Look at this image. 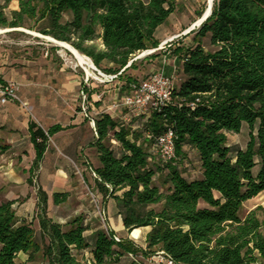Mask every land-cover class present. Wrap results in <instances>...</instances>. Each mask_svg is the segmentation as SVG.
Instances as JSON below:
<instances>
[{
  "label": "trees",
  "instance_id": "trees-1",
  "mask_svg": "<svg viewBox=\"0 0 264 264\" xmlns=\"http://www.w3.org/2000/svg\"><path fill=\"white\" fill-rule=\"evenodd\" d=\"M14 2L17 8L7 12ZM174 12L175 0H0V29L24 28L64 42L102 73L124 80L127 89L136 81L127 75L137 68L135 56L159 47L156 30ZM194 40L192 47L172 52L182 61V80L171 103L150 111L141 127H127L106 113L94 118L97 192L103 203L115 201L127 233L149 229L146 247L130 239L116 242L102 227L88 240L80 216L53 222L39 190L38 232L32 222L17 219L14 202L0 204V264H40L38 256L43 264H112L157 250L178 264L264 260L258 209L240 215L245 202L264 192V0H215ZM242 124L247 143L232 148L227 135L238 134ZM168 128L175 135L176 160L162 163L149 149ZM29 129L37 168L49 138L65 128L44 131L31 122ZM187 149L197 156L199 179L188 180L180 170ZM67 197L54 194L53 203ZM85 251L91 257L84 261Z\"/></svg>",
  "mask_w": 264,
  "mask_h": 264
},
{
  "label": "crops",
  "instance_id": "crops-1",
  "mask_svg": "<svg viewBox=\"0 0 264 264\" xmlns=\"http://www.w3.org/2000/svg\"><path fill=\"white\" fill-rule=\"evenodd\" d=\"M1 30L5 31L0 34V83L14 82L17 85V94L26 104L33 106L41 124L29 119L23 109L16 103L7 102L3 105L0 104V204L14 202L13 209L17 219L32 222L34 228L38 227L36 220L37 192L40 190L47 196L48 218L55 223L65 224L80 215L88 228L84 235L90 237L101 226L98 224L97 215L90 199L82 191L78 190L79 188L75 184L77 181L72 178L73 173L68 163L80 162L83 166H88V168L84 169L86 171L99 167L96 152L92 147L96 139V133L87 126L88 120L84 116L83 118L79 115L72 116L66 123H47V120L39 114V109L37 110L36 108L41 98L39 96L40 84L35 83L39 78L38 68L36 67L38 58L35 59L33 53L38 54L36 49L40 48H22L23 50H30L26 54L29 56L22 60L17 59L14 54L19 51L17 50L18 47L26 44L20 40L15 41L17 36L20 34L35 35L31 34V31L27 32L22 28ZM35 37L49 42L46 38ZM155 38L158 40L156 35ZM46 52L48 56L49 51ZM167 55L156 57L160 64L159 71L172 78L174 83L175 73L181 74L182 61L175 56L173 59L167 58ZM116 80L115 92L125 89L127 93L128 88L126 89L125 85L120 86L122 81ZM83 88L85 86L81 90ZM87 93L90 94V99L93 96L98 99L100 97L96 91L86 90ZM96 106H99V104H96ZM119 111L120 109L110 106L108 112L105 113L114 119L117 117L122 121H127L128 114L125 113L120 116ZM95 113L96 117L103 114L98 111H95ZM138 120L143 124L146 121V115L140 116ZM31 122H34L44 131L56 125L65 128L52 135L51 141L47 143L46 150L37 168L33 167L35 150L30 137L29 127ZM112 142L115 141L113 140ZM113 145L117 149L116 142ZM188 151V158L190 155L194 156L196 164L199 165L195 152ZM90 164L93 165V168ZM85 175L87 177L88 173L86 172ZM191 176L187 179H199L201 177L200 168L196 174L192 172ZM54 194H67L68 197L65 202L54 204L52 199ZM102 205L106 216L107 229L111 230L114 236L120 239H130V234L124 229L122 219L118 215L115 201L107 199L104 203L102 202ZM148 231L149 229L147 228L140 229V233L143 232L144 235ZM141 248L143 247L141 246ZM82 255L86 259L91 257L87 251L83 252ZM21 256L24 258L21 259ZM19 258L24 261L26 256L20 254Z\"/></svg>",
  "mask_w": 264,
  "mask_h": 264
},
{
  "label": "rangeland",
  "instance_id": "rangeland-1",
  "mask_svg": "<svg viewBox=\"0 0 264 264\" xmlns=\"http://www.w3.org/2000/svg\"><path fill=\"white\" fill-rule=\"evenodd\" d=\"M206 6L207 0H175V12L169 16L168 20L164 25H162L156 30L155 35L160 41L158 49L151 50L153 51V53H150L149 55H143L144 52L137 54L135 56V59L138 60L137 68L134 71L130 70L127 75L136 81L143 80L147 78L151 73L159 71L160 69V64L158 60L156 58L149 57L151 54H159L158 57H160L161 55L168 54L167 58L170 57V59H173L174 56L172 52L178 46L192 47L195 42V33L197 32L200 26L193 28L188 34H185L184 32L203 15ZM16 8L17 4L14 2L9 5L6 11L8 12L9 10H15ZM28 25L31 26V24ZM22 29L28 31L27 29ZM171 37L172 40L167 41ZM18 40L23 41L24 44H27L18 47L17 50L19 51H17V53H14L16 55V58L19 60H22L25 57L29 56L26 54H28L30 50H23L22 48H40L36 49L38 51V54L33 53L34 58H38V65H36V67L38 68L39 78L37 82L35 81V83L40 84L39 96L41 98L40 103L36 105V108L37 110L39 109V114L47 120V123H66L70 118H72V116L76 115H79L83 118V115L80 114V107L83 99L80 95V91L83 86H85L87 91H96L97 95L100 96L99 99L96 96H93L91 97V99L88 100L86 93H84V97L86 99L85 106L88 112H91L93 114L95 113V111L101 113L108 112V108L112 106L115 102L119 103L121 97L126 93L125 89L115 92V83H117V80L110 79L108 77L109 75L102 73L96 67L95 68L102 74V76H99L97 72L93 71V73L97 76V79L90 77L87 80L86 73L80 67H77L74 64L71 54L67 51H64V53H62L61 49L54 43H50L45 41L44 39H39L35 36H29L26 34H20L19 36H17L15 38V41ZM164 41H167V43L163 46L162 43ZM202 44L206 49L209 48L206 40H202ZM46 51H49L48 56ZM175 76L176 78L174 80V87H177L182 80V75L175 73ZM121 81L122 85L120 86H124V80ZM19 98L21 99L20 96ZM16 104L21 109H23V112L29 119L33 120L36 123H40L39 116L34 111L33 106L27 103V109H24L18 103ZM96 104H99V106H96ZM119 113L120 116L125 113L128 114L127 121H122L116 117L115 120H117L119 123L134 129L141 127L140 125L142 124V122L138 120L139 117L134 118L133 114L127 112V110L124 109H120ZM86 124L90 128V130H92L89 122ZM247 140L248 128L244 124H242L241 131L238 134L227 135L228 145L232 148L244 149ZM112 141L113 140H111L110 143L114 144L115 142ZM149 153L154 158H156V155L154 151H152V149H149ZM68 164H70L71 166V171L73 173L72 178L77 181V183L75 184L79 188L78 190L80 192L82 191L88 197L89 188L91 192L94 193L95 196H97L99 201L101 202L102 197L97 192L94 179L89 174V171L84 170L85 168H88V166H83L82 163L76 161H74V164L71 162H69ZM90 165L93 168V165ZM77 169L80 171V174L77 173ZM180 170L182 172H185V177L187 178L192 177V172H195L196 174V172L199 171V167L196 164V159L194 158V156L190 155L187 160L182 161L180 164ZM86 172L88 173L87 177L85 175ZM154 180L155 184L159 186L160 179L158 174H156ZM254 209H258L259 220L264 223V192L260 193L255 198L245 202L240 212V215L243 217L249 211ZM97 220L98 224L103 229L107 228L106 223L103 224L98 217ZM34 229L36 230V232H38L37 226ZM144 237L145 235L142 232L140 233L138 239H132L130 237L129 238L137 246H142L143 248H145L146 245ZM87 238L88 240H91V237L88 236ZM20 258L23 259L24 257L21 256ZM85 258L86 257L82 258V260L84 259L85 261ZM130 262L131 259L125 256L120 259L118 263L112 264H130ZM36 263L43 264L42 258L40 256L36 258ZM137 263L154 264L151 261V257L143 258L140 255H138Z\"/></svg>",
  "mask_w": 264,
  "mask_h": 264
},
{
  "label": "built area",
  "instance_id": "built-area-1",
  "mask_svg": "<svg viewBox=\"0 0 264 264\" xmlns=\"http://www.w3.org/2000/svg\"><path fill=\"white\" fill-rule=\"evenodd\" d=\"M167 42H163L164 46ZM151 51V50H150ZM150 51H146L143 55H149ZM99 76L102 74L96 70ZM110 79H115L116 76H108ZM88 80V77H87ZM174 89L173 79L164 75L162 71L151 73L147 78L128 84V91L124 94L119 103L112 105L115 109H125L127 112L133 114L134 117L147 115L152 110H160L171 103V96ZM82 96V104L80 114H82L89 122L90 126L95 132L94 118L96 113L88 112L85 104L83 89L80 91ZM87 96V95H86ZM7 102L18 103L22 108L27 109V104L23 102L17 94V85L14 82L0 83V104ZM51 139L49 138V142ZM152 151L162 163H169L176 160L175 154V135L174 132L168 128L162 134L153 139ZM77 173L80 171L77 169ZM91 177L95 180L96 174L92 169H89ZM88 197L94 207L97 217L105 224L106 216L104 213L103 205L98 197L88 188ZM106 230V229H105ZM113 240L120 241V238L113 236ZM127 257L131 261L137 263L138 255L128 254ZM151 261L154 264H178L163 251L157 250L152 256ZM85 264H91L86 260ZM250 264H264V260H256Z\"/></svg>",
  "mask_w": 264,
  "mask_h": 264
},
{
  "label": "bare ground",
  "instance_id": "bare-ground-1",
  "mask_svg": "<svg viewBox=\"0 0 264 264\" xmlns=\"http://www.w3.org/2000/svg\"><path fill=\"white\" fill-rule=\"evenodd\" d=\"M213 3H214V0H207V6H206V9H205L203 15L194 24H192L191 27L186 29V31L184 32L185 34H188L193 28L198 27L202 24L201 23L202 17L209 13V11L212 9ZM4 31L5 30L0 29V34L3 33ZM31 34L41 37V35H39L35 32H31ZM46 40H48L49 42H52L56 46H58L61 49L62 53H64V51L70 52L74 64L77 67H80L86 73L88 78L92 77L94 79L95 78L97 79V76L93 73L94 65L88 57L80 54L74 48H72L70 45H68L64 42H57L56 40H54L52 38H48V37L46 38ZM170 40H172V37L169 38L167 41H170ZM152 52L153 51H150V53H152ZM143 54H145V52ZM139 235H140V229H135L130 233V237L132 239H138Z\"/></svg>",
  "mask_w": 264,
  "mask_h": 264
},
{
  "label": "water",
  "instance_id": "water-1",
  "mask_svg": "<svg viewBox=\"0 0 264 264\" xmlns=\"http://www.w3.org/2000/svg\"><path fill=\"white\" fill-rule=\"evenodd\" d=\"M212 10V9H211ZM211 10L209 11V13L208 14H206L205 16H203L202 17V20H201V23H203L210 15H211ZM40 35V34H39ZM41 37L42 38H47V37H45V36H42L41 35ZM48 38H50V37H48ZM58 42V41H57ZM70 53V52H69ZM153 53V52H152ZM97 69L95 68V66H94V69H93V71H96Z\"/></svg>",
  "mask_w": 264,
  "mask_h": 264
}]
</instances>
